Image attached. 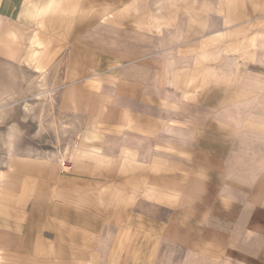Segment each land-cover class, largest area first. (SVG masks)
Masks as SVG:
<instances>
[{
	"label": "crops",
	"instance_id": "0c3cea01",
	"mask_svg": "<svg viewBox=\"0 0 264 264\" xmlns=\"http://www.w3.org/2000/svg\"><path fill=\"white\" fill-rule=\"evenodd\" d=\"M182 88L157 65L141 82H66L58 112L85 138L80 154L3 193L0 264H264V168L238 166L226 146L158 143L237 136L221 114L232 100L193 102ZM174 147L185 157L158 159ZM145 164V176L127 172Z\"/></svg>",
	"mask_w": 264,
	"mask_h": 264
},
{
	"label": "rangeland",
	"instance_id": "374dc122",
	"mask_svg": "<svg viewBox=\"0 0 264 264\" xmlns=\"http://www.w3.org/2000/svg\"><path fill=\"white\" fill-rule=\"evenodd\" d=\"M156 65L188 100L195 93L232 100L221 114L235 115L237 128L234 138L195 132L158 140L162 147L226 146L238 166L264 168V0H0V224L6 190L80 154L85 138L58 112L62 86L76 78L141 82ZM169 151L158 159L185 157ZM148 170L127 172L142 177Z\"/></svg>",
	"mask_w": 264,
	"mask_h": 264
},
{
	"label": "built area",
	"instance_id": "2783aa9c",
	"mask_svg": "<svg viewBox=\"0 0 264 264\" xmlns=\"http://www.w3.org/2000/svg\"><path fill=\"white\" fill-rule=\"evenodd\" d=\"M63 168H69V166H67L65 163L62 164Z\"/></svg>",
	"mask_w": 264,
	"mask_h": 264
}]
</instances>
